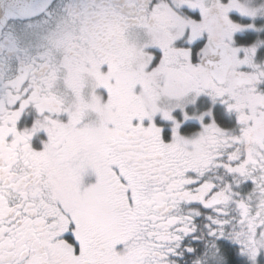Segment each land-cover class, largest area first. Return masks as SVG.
<instances>
[{
    "label": "snow or ice",
    "instance_id": "1",
    "mask_svg": "<svg viewBox=\"0 0 264 264\" xmlns=\"http://www.w3.org/2000/svg\"><path fill=\"white\" fill-rule=\"evenodd\" d=\"M0 264H264V0H0Z\"/></svg>",
    "mask_w": 264,
    "mask_h": 264
}]
</instances>
